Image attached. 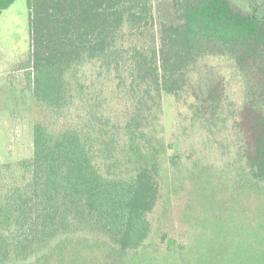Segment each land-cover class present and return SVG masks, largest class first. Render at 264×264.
<instances>
[{"label": "trees", "instance_id": "16d2710c", "mask_svg": "<svg viewBox=\"0 0 264 264\" xmlns=\"http://www.w3.org/2000/svg\"><path fill=\"white\" fill-rule=\"evenodd\" d=\"M14 1L0 0V13ZM239 1L246 13L228 0H173L156 41L125 45L123 31L154 28L148 0H26L33 154L19 180L2 179L0 264H178L190 254L149 219L161 203L163 95L189 99L204 130L231 132L237 181L264 184V0ZM229 77L243 100L226 118Z\"/></svg>", "mask_w": 264, "mask_h": 264}, {"label": "rangeland", "instance_id": "374dc122", "mask_svg": "<svg viewBox=\"0 0 264 264\" xmlns=\"http://www.w3.org/2000/svg\"><path fill=\"white\" fill-rule=\"evenodd\" d=\"M148 1L152 31L133 36L125 30L120 42L149 43L153 35L156 41L158 25L173 20V0ZM228 1L235 11L246 13L239 0ZM28 19L26 0H15L0 13V191L3 178H21L17 165L33 154L34 105L22 69L30 52ZM242 100L239 82L229 77L231 112L224 116L235 115ZM189 103L170 95L160 102L164 173L161 203L149 216L154 231L191 243L193 250L178 264H264V184L237 181L232 133H221L218 126L204 130L191 118ZM135 263L136 258H124L122 264Z\"/></svg>", "mask_w": 264, "mask_h": 264}]
</instances>
